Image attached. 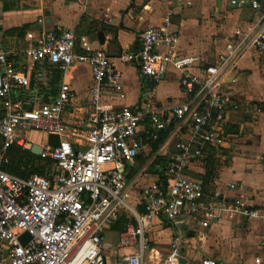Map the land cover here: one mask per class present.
<instances>
[{"label":"built area","instance_id":"2783aa9c","mask_svg":"<svg viewBox=\"0 0 264 264\" xmlns=\"http://www.w3.org/2000/svg\"><path fill=\"white\" fill-rule=\"evenodd\" d=\"M248 3L255 18L247 27L231 30L213 62L174 51L178 35L167 23L141 30L138 46L117 54L120 62L153 82L168 67L178 70L182 98L168 103H155L146 93L133 106L101 105L104 91L123 95L122 73L103 49H77L75 29L59 27L39 35L24 49L22 63L0 50V264H110L103 253V234L121 214L128 222L115 246L137 250L112 264H183L180 248L188 238L181 224L186 219L206 226L235 214L260 215L235 184L224 186L236 190L231 198L220 191L207 195L201 180L186 175L193 162L204 158L205 148L225 144V114L239 108L223 88L225 78L236 71L243 56L264 55V0ZM76 63L90 69L93 110L66 121L75 93L64 81L53 92L48 79ZM30 132L46 138L34 142L27 137ZM162 134L161 147L168 155L164 178L143 190L139 212L125 199L123 167ZM32 144L40 148L35 156L49 167L41 174L11 172L10 149L29 150ZM157 218L176 230L169 252L162 256L147 234ZM24 232L29 238L21 244ZM199 264L224 263L205 258Z\"/></svg>","mask_w":264,"mask_h":264},{"label":"crops","instance_id":"0c3cea01","mask_svg":"<svg viewBox=\"0 0 264 264\" xmlns=\"http://www.w3.org/2000/svg\"><path fill=\"white\" fill-rule=\"evenodd\" d=\"M230 1L0 0V50L8 52L16 63H22L24 49L39 35L59 27L75 29L77 49L82 46L103 49L122 73L123 95L118 97L104 91L101 105L133 106L146 93L155 103H168L182 98L178 70L168 67L164 76L153 82L141 76L135 67L120 62L117 54L135 49L141 30L167 23V29L177 31L174 51L198 57L205 63L213 62L231 30L236 26L245 28L255 18L250 0L240 7ZM62 81L75 93L64 119L73 121L87 116L93 110L89 101L88 65L76 63L65 73L53 72L48 79L50 89L56 91ZM223 88L239 103L237 110L225 114V144L205 148L204 158L193 162L186 175L201 180L207 195L220 191L231 198L236 190H224V186L235 184L260 215L248 218L235 214L206 226L186 219L181 230L188 242L180 248L181 259L183 264H199L205 258L224 264H264V55L243 56L236 71L225 78ZM164 142L162 137L152 143L123 167L125 199L139 212L143 209V190L159 178L156 172L162 171L163 166L156 158L168 160L161 147ZM167 144L171 147L172 140ZM127 222L126 215L121 214L103 234V253L110 264L118 261L120 255L137 250L136 246H115L118 233ZM175 232L166 219H154L147 234L158 256L169 252Z\"/></svg>","mask_w":264,"mask_h":264},{"label":"trees","instance_id":"16d2710c","mask_svg":"<svg viewBox=\"0 0 264 264\" xmlns=\"http://www.w3.org/2000/svg\"><path fill=\"white\" fill-rule=\"evenodd\" d=\"M162 135L163 137L165 136V134H162ZM10 156H11V160H10L9 170L17 174L18 172H16V170L18 169L19 171L18 175H22V176L31 174V173H39V172H34V171L25 172V169L28 166V164L30 165L33 161L37 160L41 163H48L47 161L42 162L41 160L38 159L37 156L33 155L29 150H26V149L19 150L17 148H11ZM156 162H159L162 164V166H164V164L166 163V159L163 157H159V158H156ZM156 173L158 174V177L160 180L164 178L162 171H157Z\"/></svg>","mask_w":264,"mask_h":264},{"label":"rangeland","instance_id":"374dc122","mask_svg":"<svg viewBox=\"0 0 264 264\" xmlns=\"http://www.w3.org/2000/svg\"><path fill=\"white\" fill-rule=\"evenodd\" d=\"M27 137H28V139H30L34 142H40L46 138V135L41 133V132H30L27 135ZM52 141H53V139H52ZM46 167H49L48 163H41V162L35 160L30 165L28 164V166L25 169V172L34 171V172L43 173ZM16 172H18L17 174H19L18 169L16 170ZM136 190H137V188L135 189V191Z\"/></svg>","mask_w":264,"mask_h":264},{"label":"water","instance_id":"95a60500","mask_svg":"<svg viewBox=\"0 0 264 264\" xmlns=\"http://www.w3.org/2000/svg\"><path fill=\"white\" fill-rule=\"evenodd\" d=\"M149 80L151 81V79L149 78ZM29 150L34 154L37 155L39 153L40 148L37 145L32 144L29 147ZM29 238V235L27 232H24L21 236H20V242L21 244H24ZM182 261V260H181ZM183 262V261H182Z\"/></svg>","mask_w":264,"mask_h":264}]
</instances>
